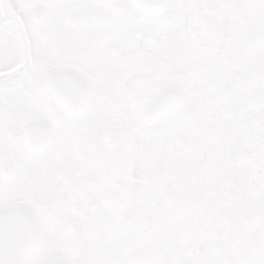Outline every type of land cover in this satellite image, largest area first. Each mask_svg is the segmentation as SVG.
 <instances>
[{"label": "snow or ice", "instance_id": "obj_1", "mask_svg": "<svg viewBox=\"0 0 264 264\" xmlns=\"http://www.w3.org/2000/svg\"><path fill=\"white\" fill-rule=\"evenodd\" d=\"M0 264H264V0H0Z\"/></svg>", "mask_w": 264, "mask_h": 264}]
</instances>
